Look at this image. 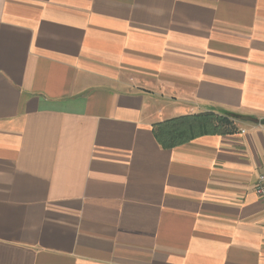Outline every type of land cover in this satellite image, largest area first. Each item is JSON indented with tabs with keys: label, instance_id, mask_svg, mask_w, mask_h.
Listing matches in <instances>:
<instances>
[{
	"label": "crops",
	"instance_id": "1",
	"mask_svg": "<svg viewBox=\"0 0 264 264\" xmlns=\"http://www.w3.org/2000/svg\"><path fill=\"white\" fill-rule=\"evenodd\" d=\"M263 120L264 0H0V264H264Z\"/></svg>",
	"mask_w": 264,
	"mask_h": 264
},
{
	"label": "trees",
	"instance_id": "2",
	"mask_svg": "<svg viewBox=\"0 0 264 264\" xmlns=\"http://www.w3.org/2000/svg\"><path fill=\"white\" fill-rule=\"evenodd\" d=\"M237 128L227 116L214 112L178 116L154 123L152 134L163 149H171L202 135H229Z\"/></svg>",
	"mask_w": 264,
	"mask_h": 264
},
{
	"label": "built area",
	"instance_id": "3",
	"mask_svg": "<svg viewBox=\"0 0 264 264\" xmlns=\"http://www.w3.org/2000/svg\"><path fill=\"white\" fill-rule=\"evenodd\" d=\"M253 189L256 196L264 201V172L257 176Z\"/></svg>",
	"mask_w": 264,
	"mask_h": 264
},
{
	"label": "water",
	"instance_id": "4",
	"mask_svg": "<svg viewBox=\"0 0 264 264\" xmlns=\"http://www.w3.org/2000/svg\"><path fill=\"white\" fill-rule=\"evenodd\" d=\"M261 125H264V120H263V121H261Z\"/></svg>",
	"mask_w": 264,
	"mask_h": 264
}]
</instances>
